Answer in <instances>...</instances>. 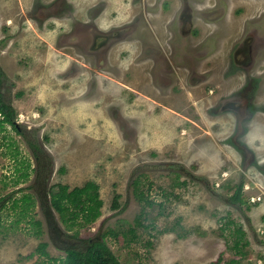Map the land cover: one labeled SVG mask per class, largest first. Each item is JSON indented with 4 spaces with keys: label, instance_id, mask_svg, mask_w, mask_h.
I'll use <instances>...</instances> for the list:
<instances>
[{
    "label": "rangeland",
    "instance_id": "1",
    "mask_svg": "<svg viewBox=\"0 0 264 264\" xmlns=\"http://www.w3.org/2000/svg\"><path fill=\"white\" fill-rule=\"evenodd\" d=\"M198 1L197 33L187 46L186 37L174 39L159 16H153L150 32L144 28L132 41L119 37L110 28L127 18L122 0H113L121 18H97L91 6L96 0H0L3 92L53 170L48 183L37 181L25 137L9 124L0 126V198L11 195L0 210V264H59L37 252L48 242L51 257H65L51 238L41 202L51 185L74 188L87 181L100 185L102 215L85 226L79 219L70 230L55 212L56 242L77 231L92 238L112 229L119 235L105 240L122 264H209L220 256L221 264H258L264 201L250 197L264 193V74L260 91L248 94L255 95L254 118L243 139L241 115L225 104L244 78L228 79L223 66L254 36L264 73V0H231L238 15L231 12L235 24L219 36L209 35L206 3ZM27 161L30 177L17 181ZM242 180L250 188L243 202L232 204L228 198ZM136 188L144 191L142 203ZM24 194L31 196L29 207L19 200ZM236 225L249 240L242 255L231 248ZM131 227L136 232L128 233L129 241L123 232Z\"/></svg>",
    "mask_w": 264,
    "mask_h": 264
},
{
    "label": "trees",
    "instance_id": "2",
    "mask_svg": "<svg viewBox=\"0 0 264 264\" xmlns=\"http://www.w3.org/2000/svg\"><path fill=\"white\" fill-rule=\"evenodd\" d=\"M6 80L7 76L0 66V115L2 117L0 118V126L4 129L5 124H9L16 133L25 137V140L35 158V162L37 163V166L32 168L31 162L27 161V163L24 164V170L17 181H27L30 177L29 169L32 168L36 172L35 179H37V181H40L38 179L41 178L44 183H48L53 171L52 160L42 147L39 140L34 135H28L26 129L17 123L16 110L3 92V85ZM11 155L16 159L19 155V151L16 150ZM46 161L48 162L46 163ZM135 182L140 183V179H137ZM244 184L245 183L242 180L237 185L235 192L228 198L230 203L237 204L243 202ZM29 187H34V184ZM135 194L141 203L145 201L143 190H138L136 188ZM10 197L11 195L0 198V210H2L1 207L5 205ZM19 200L22 201L23 205L27 206L31 204L32 201L31 196L28 194H24ZM17 203V200H15L14 204ZM147 203L153 205L154 201L147 200ZM103 205L104 201L100 195V185L94 181H87L83 186L74 188H71L67 184L60 183L51 185L44 200L41 202V206L47 221L48 229L51 233V238L53 240L55 239L56 247L65 252V257H51L47 251L49 245L48 242H41L37 247V252L43 256L49 257L54 263L59 262V264H122L105 240L107 235H119L118 232L112 229L92 238L81 237L79 231H77L73 234H67L62 242H56V232L60 231V228L55 212L59 214L60 220L67 229L74 230L80 225L79 219L82 220V226L90 225L97 221L102 215ZM136 220L137 225H140L141 222L138 217ZM33 223L38 227L36 235H41L42 221L37 220L36 222L33 221ZM232 224V220L226 222V228H231ZM135 232L136 228L131 227L129 232H123V236L125 239L127 236V239L130 241L135 236ZM128 233L133 237H130ZM231 236L233 238V245L231 248L235 250L237 255L244 254V248L249 244L244 227L242 225H236ZM222 260L223 258L220 256L216 261L209 264H221ZM236 262L235 259H231L227 264H234Z\"/></svg>",
    "mask_w": 264,
    "mask_h": 264
},
{
    "label": "flooded vegetation",
    "instance_id": "3",
    "mask_svg": "<svg viewBox=\"0 0 264 264\" xmlns=\"http://www.w3.org/2000/svg\"><path fill=\"white\" fill-rule=\"evenodd\" d=\"M230 1L231 0H204L201 2L206 3L205 26L210 29L209 35H223L227 30H229L230 25L233 26L235 24V22H233L234 18L230 21V14L232 12L229 8V5L231 4ZM122 3L125 5L121 6L120 4V7L121 9H124L125 13H127V18L126 20H115L114 25L110 29L113 31L119 30V37L124 35V37H126L125 40H127V38L131 41L134 40V34H139V32H142L144 28L147 32H150L153 28V16H159L163 20L165 29L170 33H173L174 39L175 36L179 34L185 36L187 46H190V36L197 33L194 29L197 27L196 16L198 14L197 10L200 7L198 0H122ZM70 5L73 7L72 4ZM115 5L119 6V2H113V0H96V2L91 6L92 11L94 12L93 14L96 15L97 18H103L105 16L109 17V15L113 16V18H121ZM232 13L234 16L236 14L238 15L237 11H233ZM258 20L263 22L260 16L258 17ZM85 23L86 22H84V24ZM98 25L99 28H101V24L99 23ZM176 28L178 30H175ZM254 32L256 31L254 30ZM216 39L218 40V37ZM125 40L122 42H125ZM103 46L104 44L100 43V47ZM240 46L241 49H243V53H240L238 58L234 59L233 63H229L227 61V64L223 66V72L227 75L228 79H232L234 76L244 78L243 84L239 85V90L236 93L234 92L231 99H229L225 104V107H228L227 109L232 108L239 112L238 116L239 114L241 115V121L238 123V127L241 130V137L244 139L247 130H249L247 127L251 125L254 118L253 108H255L253 106L255 95L248 96V94L252 90L255 91V88H258V91H260V87L262 86L260 77L264 73L261 72L260 64L256 63L259 50L255 37H252L250 43H243L240 44ZM215 49L216 48H214L213 44L205 52V54H207L206 58L211 56ZM194 53V56L196 57L200 55L198 51H195ZM175 62L176 60L173 59L169 63V66L170 64H175ZM234 63L237 66H235ZM212 69H214V67L209 68L208 70ZM169 70H171L170 67L168 68V71ZM193 70L197 71L196 65L193 66ZM213 75L214 73L212 72L210 77H213ZM228 79L226 80L228 81Z\"/></svg>",
    "mask_w": 264,
    "mask_h": 264
},
{
    "label": "built area",
    "instance_id": "4",
    "mask_svg": "<svg viewBox=\"0 0 264 264\" xmlns=\"http://www.w3.org/2000/svg\"><path fill=\"white\" fill-rule=\"evenodd\" d=\"M250 186L248 184H244V191L249 190ZM250 201L252 203H261L264 201V193L259 195H252L250 197ZM260 230L264 233V224H260ZM256 263L264 264V249L262 250L260 256L257 258Z\"/></svg>",
    "mask_w": 264,
    "mask_h": 264
}]
</instances>
